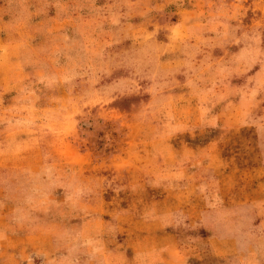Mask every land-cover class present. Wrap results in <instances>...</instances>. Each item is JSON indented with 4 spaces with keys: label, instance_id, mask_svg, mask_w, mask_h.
I'll return each mask as SVG.
<instances>
[{
    "label": "rangeland",
    "instance_id": "374dc122",
    "mask_svg": "<svg viewBox=\"0 0 264 264\" xmlns=\"http://www.w3.org/2000/svg\"><path fill=\"white\" fill-rule=\"evenodd\" d=\"M0 264H264V0H0Z\"/></svg>",
    "mask_w": 264,
    "mask_h": 264
}]
</instances>
